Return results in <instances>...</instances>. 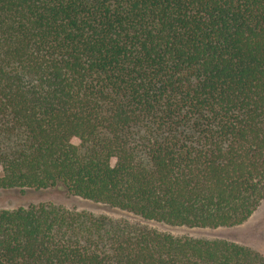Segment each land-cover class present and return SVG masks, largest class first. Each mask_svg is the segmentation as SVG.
I'll list each match as a JSON object with an SVG mask.
<instances>
[{"label":"trees","instance_id":"16d2710c","mask_svg":"<svg viewBox=\"0 0 264 264\" xmlns=\"http://www.w3.org/2000/svg\"><path fill=\"white\" fill-rule=\"evenodd\" d=\"M0 190L170 225L264 198V0H0ZM0 264H264L53 202L0 208Z\"/></svg>","mask_w":264,"mask_h":264},{"label":"rangeland","instance_id":"374dc122","mask_svg":"<svg viewBox=\"0 0 264 264\" xmlns=\"http://www.w3.org/2000/svg\"><path fill=\"white\" fill-rule=\"evenodd\" d=\"M1 173L0 167V175ZM39 202H53L66 209L85 211L113 220H125L174 236L225 239L254 249L264 256V198L259 202L257 208L249 218L240 225L233 227L199 228L170 225L155 220H144L125 210L68 195L63 190L56 188L40 190L24 189L22 191L17 188L0 190V208H14Z\"/></svg>","mask_w":264,"mask_h":264}]
</instances>
